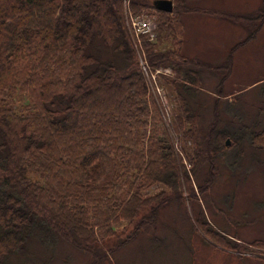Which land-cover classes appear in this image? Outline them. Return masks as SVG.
Segmentation results:
<instances>
[{
	"label": "trees",
	"instance_id": "16d2710c",
	"mask_svg": "<svg viewBox=\"0 0 264 264\" xmlns=\"http://www.w3.org/2000/svg\"><path fill=\"white\" fill-rule=\"evenodd\" d=\"M152 2L0 0V264L55 239L108 259L154 223L168 198L164 191L148 195L152 187L178 193L196 178L164 127L160 102L149 97L138 55L146 52L151 69L173 71L162 78L177 104L171 121L179 135L193 134L197 116L189 104L202 79L190 65L203 64L181 53V15L199 8L172 0L165 12ZM128 12L155 17L154 42H136ZM249 19L256 30L243 44L264 33V4ZM231 68L219 71L230 69L225 78ZM261 77L249 88H260L258 94ZM254 124L242 136L207 133L210 157L224 155L226 137L232 145L247 140L264 154V124ZM196 158L202 166L204 156ZM123 222L131 229L120 238L116 227ZM110 238L119 239L107 245Z\"/></svg>",
	"mask_w": 264,
	"mask_h": 264
},
{
	"label": "rangeland",
	"instance_id": "374dc122",
	"mask_svg": "<svg viewBox=\"0 0 264 264\" xmlns=\"http://www.w3.org/2000/svg\"><path fill=\"white\" fill-rule=\"evenodd\" d=\"M187 2L199 10L181 15V53L187 58H199L203 64L190 65L197 67L202 79L201 91L189 104L197 116L196 124L191 126H196L193 134L184 133L185 125L182 132L186 136L179 135L171 121L177 104L162 78L173 76V71L169 67L148 66L145 71L149 72L146 75L149 97L160 102L164 127L187 166L196 169L192 184L178 193L152 187L148 195L164 191L168 198L156 212L154 223L108 259L95 260L72 244L55 239L47 241L45 247L31 244L21 253L10 255L6 264H264V154L252 148L247 140L232 145V137H226L222 140L224 155L211 158L210 135L207 142V133L213 129L228 131L235 137L234 134L242 136L246 129L254 127L255 121L258 126L264 124V109H258L264 108V93L258 94L260 88L249 89L252 82L264 76V33L258 36L257 43H241L247 33L256 30L257 23L249 18L257 16L264 0ZM204 10L227 15L222 19ZM143 18L150 19L155 29L151 36L145 37L131 31L139 45L142 40L154 42L157 34L155 17ZM138 57L149 62L145 51ZM206 64L210 66L205 67ZM226 65L232 68L224 78L230 69L219 71V68ZM237 90L243 92L232 96V92H240ZM199 153L205 162L196 167ZM188 158L194 165H190ZM130 226L126 222L119 224L116 234L124 238ZM118 239L110 238L107 245Z\"/></svg>",
	"mask_w": 264,
	"mask_h": 264
},
{
	"label": "built area",
	"instance_id": "2783aa9c",
	"mask_svg": "<svg viewBox=\"0 0 264 264\" xmlns=\"http://www.w3.org/2000/svg\"><path fill=\"white\" fill-rule=\"evenodd\" d=\"M144 16L140 15H130L129 22L130 26L134 32L135 35H148L151 36L153 34L152 32V25L149 19L143 18ZM142 62V67L145 70L146 69V62Z\"/></svg>",
	"mask_w": 264,
	"mask_h": 264
},
{
	"label": "water",
	"instance_id": "95a60500",
	"mask_svg": "<svg viewBox=\"0 0 264 264\" xmlns=\"http://www.w3.org/2000/svg\"><path fill=\"white\" fill-rule=\"evenodd\" d=\"M153 6L160 11L171 12L173 9L172 0H153ZM228 142H226V145Z\"/></svg>",
	"mask_w": 264,
	"mask_h": 264
}]
</instances>
